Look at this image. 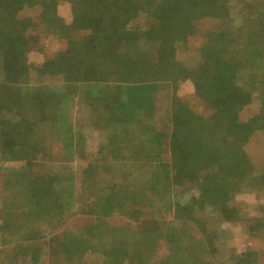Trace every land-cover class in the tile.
<instances>
[{
	"label": "trees",
	"instance_id": "16d2710c",
	"mask_svg": "<svg viewBox=\"0 0 264 264\" xmlns=\"http://www.w3.org/2000/svg\"><path fill=\"white\" fill-rule=\"evenodd\" d=\"M43 2L0 0V151L22 160L37 151L36 127L58 125L65 97L45 83L101 84L114 154L123 167L143 169L135 191L115 184L101 200L100 218L114 222L96 221L86 238L70 242L98 264H264V97L256 100L264 0H65L61 12L41 14L48 31L67 41L52 56L32 48L29 19L20 18ZM245 70L259 80L239 78ZM31 79L40 89L27 91ZM196 105L211 113L198 115ZM252 137L256 150L243 161L241 147ZM38 166L30 158L20 171L23 206L47 216L52 205L56 229L73 212L63 214L60 178ZM155 204L172 227L146 217ZM198 212L243 232L242 243L253 247L240 251L235 242L224 260ZM9 218V236L26 253L39 232Z\"/></svg>",
	"mask_w": 264,
	"mask_h": 264
},
{
	"label": "rangeland",
	"instance_id": "374dc122",
	"mask_svg": "<svg viewBox=\"0 0 264 264\" xmlns=\"http://www.w3.org/2000/svg\"><path fill=\"white\" fill-rule=\"evenodd\" d=\"M228 1L230 4H237L240 0ZM50 3H54V7H51ZM64 7L65 0H44L42 4L27 8L25 13H20V18L24 15L29 19L25 35L30 37L33 49H42L50 56L65 50L66 38L48 31L46 22L41 18L42 11L46 12L52 8L61 12ZM250 73L245 70L239 78L244 76L249 82L256 78L259 80V77ZM263 80L257 86L256 100L264 97ZM237 82L239 85L243 84L239 80ZM27 86L29 92L34 86L40 89L37 81L33 79ZM44 87L52 88L65 97L61 100L63 102L60 106L61 115L58 125L50 127L47 123L46 126L36 127L33 144H36L37 151L26 150L22 160L15 151L10 152V149L0 151V264H98L93 261L94 256H90L93 260L90 259L76 242H70V238L75 235L86 238L90 232L87 226L95 224L96 221L114 222L112 219L100 218V214L103 213L101 200L113 190L115 184L119 186L118 190L123 188L122 191L126 189L135 191L134 179L143 169L123 167L120 163L122 158L114 154V139L111 138L113 128L107 123L111 115L101 98L103 85L77 83L67 90L63 83L47 82ZM194 111L202 116L211 113L206 106L201 105H196ZM241 120L246 122L247 118ZM233 139V136L229 138V140ZM257 143L258 139L252 137L242 145L245 154L240 157L243 161L247 158L251 160ZM27 154L31 155L27 159L33 158L38 162L37 171L60 178L59 183L55 185L56 188L61 185L64 189L63 214L67 216L68 211H72L73 215L69 219H64L56 229L53 225L54 218L52 219L49 214L52 205L46 209L47 216H44L40 209L32 208L30 212L23 206L27 202V196L24 192L25 180H22L20 171L27 160ZM123 174L124 177H121ZM146 205L149 206V203L146 202ZM146 211L148 214L146 217L152 225H156L155 221L162 226V229L172 227V217L164 208H159V205L155 204ZM196 216L210 232L212 230L213 233L215 232V243L217 242L223 253L224 260L227 259L235 242L241 243L238 245L240 251L253 247L245 242L242 243L244 233L232 228L230 224L214 220L203 212H198ZM9 217L14 218L13 225L16 220L20 225L39 232L37 244L34 242L27 244L29 250L26 253L22 249L23 246L17 244L16 239L12 241L9 236L7 223ZM194 234L199 236L196 226Z\"/></svg>",
	"mask_w": 264,
	"mask_h": 264
}]
</instances>
